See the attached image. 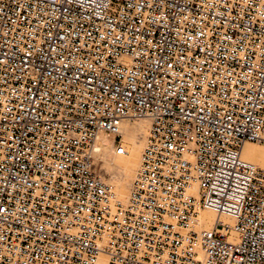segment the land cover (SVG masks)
<instances>
[{
	"label": "built area",
	"instance_id": "2783aa9c",
	"mask_svg": "<svg viewBox=\"0 0 264 264\" xmlns=\"http://www.w3.org/2000/svg\"><path fill=\"white\" fill-rule=\"evenodd\" d=\"M139 117L124 203L96 156ZM246 143L264 144V0H0V264H264Z\"/></svg>",
	"mask_w": 264,
	"mask_h": 264
},
{
	"label": "bare ground",
	"instance_id": "6f19581e",
	"mask_svg": "<svg viewBox=\"0 0 264 264\" xmlns=\"http://www.w3.org/2000/svg\"><path fill=\"white\" fill-rule=\"evenodd\" d=\"M145 118H139L133 124L126 125L125 123V126H122L124 137V143L122 139V144L126 149L124 154H118L114 148L113 140L105 137L102 139L97 155L102 161L100 166L102 165L104 171L112 176L111 179L118 199L124 203L129 198L131 184L141 164V155L145 147L141 138H143V135L145 137L151 124L150 119L146 118L149 120H145ZM242 158L245 161L255 165L260 164L264 167V151L253 144L246 143L244 145ZM199 219L206 227H210L218 220L232 223L230 218L218 217L216 213L210 210H202Z\"/></svg>",
	"mask_w": 264,
	"mask_h": 264
},
{
	"label": "rangeland",
	"instance_id": "374dc122",
	"mask_svg": "<svg viewBox=\"0 0 264 264\" xmlns=\"http://www.w3.org/2000/svg\"><path fill=\"white\" fill-rule=\"evenodd\" d=\"M139 118H145V117H139ZM139 118H134V119H130V120H126L125 122H124V124H123V126H125V123H126V125L127 124H133V123H135L134 121L135 120H137V119H139ZM145 120H149V119H146L145 118ZM150 121V120H149ZM149 130H150V127H149V129H148V131H147V134L145 135V137H144V135H143V138H141V139H143V141H144V144L146 143V138H147V136H148V133H149ZM124 137H123V134H122V139H123ZM123 143H124V139H123ZM249 144H253L254 146H256L257 148H259V149H261V150H263L264 151V144H260V143H249ZM145 146V145H144ZM96 165H97V170H98V172H99V174L106 180V181H108V182H112L111 184L113 185L114 183H113V181H112V179H111V175L110 174H108V173H106L105 171H104V169L100 166V164H102V161L100 160V158L98 157V156H96ZM257 166H259V167H263V166H261L260 164H257ZM264 168V167H263ZM114 186V185H113ZM115 187V186H114Z\"/></svg>",
	"mask_w": 264,
	"mask_h": 264
}]
</instances>
